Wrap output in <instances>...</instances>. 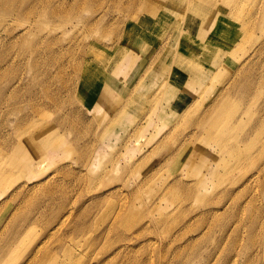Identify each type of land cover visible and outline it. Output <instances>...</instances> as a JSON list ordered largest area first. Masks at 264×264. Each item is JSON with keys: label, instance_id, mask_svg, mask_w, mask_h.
I'll list each match as a JSON object with an SVG mask.
<instances>
[{"label": "rangeland", "instance_id": "obj_1", "mask_svg": "<svg viewBox=\"0 0 264 264\" xmlns=\"http://www.w3.org/2000/svg\"><path fill=\"white\" fill-rule=\"evenodd\" d=\"M0 264H264V0H0Z\"/></svg>", "mask_w": 264, "mask_h": 264}, {"label": "bare ground", "instance_id": "obj_2", "mask_svg": "<svg viewBox=\"0 0 264 264\" xmlns=\"http://www.w3.org/2000/svg\"><path fill=\"white\" fill-rule=\"evenodd\" d=\"M208 18V16H207V14H206V12L204 11V10H202V9H200V10H194L193 11V13H192V18H191V22L192 23H190V26H188L191 30H193L194 32H196L195 33V36L196 37H198L199 39H206V38H203V37H205V34L204 33H202V31L204 30V28L205 29H207L208 27L210 28V21L207 19ZM218 27V26H217ZM217 31V30H216ZM188 32V31H187ZM182 33V34H181ZM181 33L180 32H177V38H179V39H181V38H183V31H181ZM190 33V32H189ZM184 34H187V33H184ZM194 34V33H193ZM210 34V33H209ZM215 34V33H214ZM217 34V38L219 37V33H216ZM175 37V38H176ZM180 41V40H179ZM180 45H182V47H187L188 49H187V53L189 52V51H192V50H194V44H191V43H188V42H181L180 43ZM189 50V51H188ZM178 56L179 55H181V57H179L178 58V60H177V62L178 63H181L184 59H185V55L183 54V52L181 53V52H179V54H177ZM165 57L166 58H168V56H167V53H166V55H165ZM205 136V135H204ZM207 137V136H206ZM205 137V138H206ZM212 139L213 140H216V141H219L218 143L221 145V149H222V154H226V155H232L233 153H235V151H236V149H235V147L234 146H232V145H228L229 143H227L224 139H223V137H222V139L220 140V139H218V138H214V137H212ZM205 140V139H204ZM185 142V141H184ZM203 143V142H202ZM202 143H200L199 145H198V147L196 148V152H194V154H196L197 153V150L198 149H200V146L202 145ZM202 152H204V150H202ZM198 154V153H197ZM207 155H210V153L209 154H207ZM202 156H204V155H202ZM214 157V161L216 162L217 160V165L218 166H223L226 162V158H225V156L224 157H221V156H218V155H214L213 156Z\"/></svg>", "mask_w": 264, "mask_h": 264}]
</instances>
